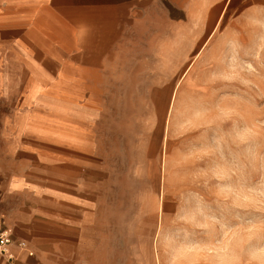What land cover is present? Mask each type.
Here are the masks:
<instances>
[{
  "label": "rangeland",
  "instance_id": "rangeland-1",
  "mask_svg": "<svg viewBox=\"0 0 264 264\" xmlns=\"http://www.w3.org/2000/svg\"><path fill=\"white\" fill-rule=\"evenodd\" d=\"M36 264H264V0H0V204Z\"/></svg>",
  "mask_w": 264,
  "mask_h": 264
},
{
  "label": "crops",
  "instance_id": "crops-1",
  "mask_svg": "<svg viewBox=\"0 0 264 264\" xmlns=\"http://www.w3.org/2000/svg\"><path fill=\"white\" fill-rule=\"evenodd\" d=\"M24 204L25 202L22 200L11 206H2L0 204V215L4 217L6 227L10 230L13 239L15 241H25L31 250H35V247L30 245L29 241H27L28 238L25 236L31 228V222L29 219L30 211H28L31 207L26 205L23 209ZM19 258L22 263L36 264L34 257L27 258L24 255H20ZM0 264H6L1 257Z\"/></svg>",
  "mask_w": 264,
  "mask_h": 264
},
{
  "label": "built area",
  "instance_id": "built-area-1",
  "mask_svg": "<svg viewBox=\"0 0 264 264\" xmlns=\"http://www.w3.org/2000/svg\"><path fill=\"white\" fill-rule=\"evenodd\" d=\"M20 255L33 258L34 253L25 241H15L6 227L4 217L0 215V257L6 264H25Z\"/></svg>",
  "mask_w": 264,
  "mask_h": 264
}]
</instances>
